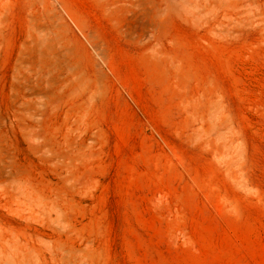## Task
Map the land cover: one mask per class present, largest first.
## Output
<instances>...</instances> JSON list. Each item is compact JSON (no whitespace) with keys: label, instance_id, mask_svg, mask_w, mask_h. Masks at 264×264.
I'll use <instances>...</instances> for the list:
<instances>
[{"label":"rangeland","instance_id":"rangeland-1","mask_svg":"<svg viewBox=\"0 0 264 264\" xmlns=\"http://www.w3.org/2000/svg\"><path fill=\"white\" fill-rule=\"evenodd\" d=\"M48 1L0 0V264H264V0H50L18 75Z\"/></svg>","mask_w":264,"mask_h":264},{"label":"bare ground","instance_id":"bare-ground-1","mask_svg":"<svg viewBox=\"0 0 264 264\" xmlns=\"http://www.w3.org/2000/svg\"><path fill=\"white\" fill-rule=\"evenodd\" d=\"M116 1H119L121 3H124V5L132 10H134L135 12H131V14H135L134 16H137V17H141V18H144L146 15H147V6H146V3H147V0H116ZM115 1V2H116ZM150 3H153L151 2L152 0H149ZM60 2V1H59ZM117 3V2H116ZM149 3V2H148ZM43 4V8L42 9H39L38 13L34 12L33 14H31V16L29 17V27L30 29H28L29 31V34H28V37H26V41H25V48L22 50V54L19 55V59L17 60V64L15 65V68L18 70V75H21L22 73H20L21 71H23L22 69H24V67L27 65V64H30L32 62L31 58H30V54L28 50H32V49H36V48H39V47H42V46H45L47 43H48V31L50 30L51 28V16H50V13H52V6L54 7L55 3L54 2H51L50 0L48 1V3H42ZM123 6V5H122ZM149 7H153L152 4L151 6L149 5ZM115 8V7H113ZM127 8V9H128ZM126 9V11H127ZM156 9V8H155ZM1 10V9H0ZM129 10V9H128ZM154 10V9H153ZM152 10V11H153ZM4 12V11H3ZM2 12V13H3ZM33 12V11H32ZM149 12V11H148ZM1 13V12H0ZM1 13V14H2ZM158 14V13H157ZM153 15V13H152ZM156 15V14H155ZM2 16V15H1ZM133 16V17H134ZM22 46V45H21ZM96 47V46H95ZM21 48V47H19ZM23 48V47H22ZM21 48V49H22ZM31 48V49H30ZM27 50V51H26ZM34 51V50H33ZM32 51V52H33ZM39 51V50H38ZM21 52V51H20ZM18 55V54H17ZM16 55V56H17ZM36 55V54H35ZM15 59V58H14ZM45 65V64H44ZM21 67V68H20ZM27 67V66H26ZM47 67V66H46ZM13 68V67H12ZM48 68V67H47ZM15 69V71H16ZM29 68H27L26 70H28ZM39 70V69H38ZM36 70V71H38ZM41 70V69H40ZM48 70V69H47ZM29 73L27 75V78H26V82L23 80V82L25 83L24 85V91L25 94L22 96L23 98L22 99H27L28 97H30L33 93L36 92V88H34L32 86V84L35 82L34 79L37 78V76L35 77V73L36 71H30L28 70ZM46 71V69L44 70ZM50 71V70H49ZM47 71V72H49ZM24 73V72H23ZM26 73V72H25ZM25 73H24V76H25ZM41 74V72H40ZM46 74V73H45ZM17 75V79L16 81L18 80L19 76ZM22 76V75H21ZM20 76V78H21ZM47 77V76H46ZM15 78V77H14ZM19 78V79H20ZM22 78H25V77H22ZM43 78V77H42ZM48 78V77H47ZM46 78V79H47ZM38 79V78H37ZM40 79V78H39ZM45 79V80H46ZM41 80V79H40ZM22 81V79H21ZM44 83V82H43ZM38 85V84H37ZM35 86V85H34ZM21 88V87H20ZM22 91V90H21ZM21 93V92H20ZM23 94V93H22ZM34 95V94H33ZM20 96V94H19Z\"/></svg>","mask_w":264,"mask_h":264}]
</instances>
